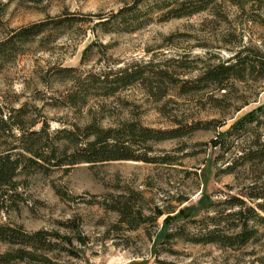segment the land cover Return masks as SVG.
<instances>
[{
    "label": "rangeland",
    "instance_id": "374dc122",
    "mask_svg": "<svg viewBox=\"0 0 264 264\" xmlns=\"http://www.w3.org/2000/svg\"><path fill=\"white\" fill-rule=\"evenodd\" d=\"M130 2L132 0L18 3L9 0L3 18L6 27H16L58 16L64 11L80 15L108 14ZM225 7L226 19H219L210 11L166 19L159 17V12H153L133 30L108 24V30L94 26L93 32L97 18L78 20L59 30L56 37L43 40L45 47L38 38L33 40L24 52L7 63L0 71V100L8 106L27 102L29 111L39 119L34 129L40 127L42 120H46L49 130L53 131L71 123L84 124L94 117L105 127L127 119L160 129L175 127L176 120L183 125L214 122L190 133L184 128L188 133L183 136L155 143V154L168 156L170 163L129 160L92 165L78 163L67 170L21 175L17 178L16 190L0 208V222L21 225L27 231L47 229L69 235L72 244L68 247L73 253L64 251L56 255V259L65 264H244L263 256L264 227L261 228L263 237L258 242L237 250L189 243L179 237L166 239L164 234L182 224L185 217L201 216L211 200L239 192L257 174H263L264 180V166L253 172L216 175L224 160L220 159L218 149L207 145L256 106H264V81L258 86L259 83L252 80L236 83L231 97L223 101L217 99L224 98L220 92L180 94L172 86L166 96L155 99L142 84L135 83L108 97L90 94L85 104L73 107L63 104L61 98L72 81L55 74L58 66H74L84 74L107 64L119 66L139 60L163 63L166 59L180 57L193 63L192 56L207 59L209 51L227 57L230 51L225 47L232 46L239 36L243 43L264 48V27L243 21L235 14L234 6L225 4ZM229 31H234L236 36L232 43L225 41ZM91 42L93 45L82 60V51ZM179 71H182L180 77H192L199 70ZM242 93L248 95L249 102L237 108L241 105ZM208 95L217 98L211 99ZM218 121L225 124L215 128ZM137 193L142 199H137ZM122 194L129 195L148 216L147 221L134 229L120 223L117 212L105 206V201L110 202ZM157 208L164 214L154 219ZM6 248L0 243V251Z\"/></svg>",
    "mask_w": 264,
    "mask_h": 264
},
{
    "label": "trees",
    "instance_id": "16d2710c",
    "mask_svg": "<svg viewBox=\"0 0 264 264\" xmlns=\"http://www.w3.org/2000/svg\"><path fill=\"white\" fill-rule=\"evenodd\" d=\"M17 1L37 3L41 0ZM8 2L0 0V71L16 55L24 52L27 44L33 40L38 38L44 46L43 40L56 37L59 30L86 18H97L92 27L93 32L94 26L108 30V24H113L117 29L133 30L147 21L153 12H159V17L166 19L210 11L219 19H226L225 4H229L236 8L235 14L242 17L243 21L264 27V0H132L108 14L97 12L80 15L64 11L58 16L6 27L3 14ZM227 34L225 41L232 43L233 38H236L234 31ZM241 38L239 36L232 46L225 47L230 51L227 57L209 51L207 59L200 55L192 56L190 59L193 63L180 57L166 59L163 63L152 59L139 60L119 66L107 64L99 70H89L84 74L74 66H58L55 74L73 83L62 94L63 104L78 107L87 102L90 94L108 97L135 83L142 84L155 99L166 96L172 86L180 94L220 92L224 98L214 95L208 97L226 100L237 88L236 83L252 80L258 82V86L264 81V48L243 43ZM92 45L93 42L83 49L82 60ZM192 69L199 71L192 77H180L182 71L179 70ZM248 98L247 94L242 93L241 105L237 108L247 104ZM27 107V102L8 106L0 100V208L16 190L17 178L21 175L35 172L48 174L56 169L67 170L78 163L92 165L116 160L170 163L168 156L155 154V143L181 137L214 122L196 121L183 125L176 120L175 127L160 129L143 125L135 119H127L105 127L94 117L81 125L71 123L50 131L46 120H42L40 127L34 129L39 119ZM224 124L218 121L214 127L219 128ZM184 128H188V132ZM260 128L261 131L258 130ZM207 145L218 149L220 159L224 160L223 165L217 168L216 175H237L249 170H260L264 166V106H256L228 130L218 133ZM262 175L260 173L251 178L239 192L227 193L219 199L211 200L201 216L185 217L182 224L165 232L164 237H179L189 243L212 244L218 248L234 250L258 242L263 237L261 228L264 227ZM137 195V199H142L140 194ZM131 199L129 195L122 194L104 203L109 210L117 212L120 223L134 229L147 221L148 216ZM162 214L164 212L157 208L153 218ZM0 243L7 247L0 251V264H65L57 260L56 255L64 251L73 253L68 247L72 244L69 235L47 229L27 231L21 225L2 222ZM244 264H264V255Z\"/></svg>",
    "mask_w": 264,
    "mask_h": 264
}]
</instances>
